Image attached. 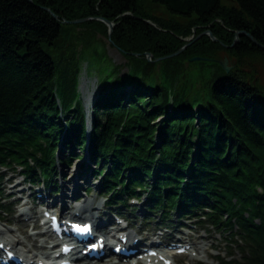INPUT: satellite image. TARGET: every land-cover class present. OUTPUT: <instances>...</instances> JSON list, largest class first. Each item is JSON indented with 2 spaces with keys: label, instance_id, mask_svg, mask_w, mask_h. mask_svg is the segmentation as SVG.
<instances>
[{
  "label": "trees",
  "instance_id": "16d2710c",
  "mask_svg": "<svg viewBox=\"0 0 264 264\" xmlns=\"http://www.w3.org/2000/svg\"><path fill=\"white\" fill-rule=\"evenodd\" d=\"M231 1L0 0V215L5 170L51 192L78 148L113 214L144 203L205 223L227 248L219 264H264V0ZM97 34L127 71L111 61L97 77L89 130L79 62Z\"/></svg>",
  "mask_w": 264,
  "mask_h": 264
},
{
  "label": "rangeland",
  "instance_id": "374dc122",
  "mask_svg": "<svg viewBox=\"0 0 264 264\" xmlns=\"http://www.w3.org/2000/svg\"><path fill=\"white\" fill-rule=\"evenodd\" d=\"M221 1L222 3L229 6L234 5V3L231 0H221ZM159 11L160 13H162L161 10ZM97 36L100 37L101 40L98 43L94 44L95 46L94 50L92 48H89L88 50H83V52L80 54L81 58L79 65L81 70L79 73L78 89L83 104H84V99L81 94L82 77L85 78L86 80L87 88L89 90H93L96 94V92L99 89L98 78L101 79L104 70L107 71L108 65L111 61H113L116 64H122L120 68L121 74L127 71V68L123 66L124 57L121 55L119 50L115 46L111 45L109 40L106 39L105 37L98 34ZM218 58L220 60L226 58L227 65H230V62L232 61V59L229 58L223 52L219 53ZM252 63L254 65V68L257 70L256 72L258 73L259 82L261 84H264V62L254 60L252 61ZM87 123L89 122L86 116V125ZM62 151L66 152L67 150L62 149ZM79 151L80 150L76 148V153H80L81 156H83L81 159L72 158V161L69 164L66 163L69 165L68 167L69 172L71 170L74 175L73 180L75 181V183H77V181L81 182V186L75 200L81 199L80 202H82L85 198L89 199L91 203H93L94 205L100 206V213H101L102 211H105V209H103L105 198L98 193L99 178L95 177L92 173L89 172L90 169H92L93 167V161L91 160L87 152L82 153ZM59 155H61V149L58 152V156ZM57 167L59 173L55 176L54 180L56 181V183H59L60 185V183H63V180L66 177V174H64L62 171V168L64 167V163H58ZM4 172H6V177L2 181L1 188H4L3 195L7 198L5 201L8 203L10 209L8 210L7 213L0 215V228L7 227L11 229H16V226H18L20 219L17 215L20 210L25 208V206L20 207L18 204L13 202V200L16 199L18 203L20 201L21 202L26 201V205L28 201L30 205L31 204L34 205V209L32 210L33 211L37 210L38 214L40 215L41 213L40 208L36 207V203H37L36 201L38 200L35 198V194L37 195L38 192H42V191L48 193L50 192L47 189L45 190V188L43 189L41 185L34 186L33 188L30 187L28 182L24 181L23 177L20 174H18L17 170L8 169L5 170ZM18 181L20 182L19 183L20 187L23 186L26 188V190H23V192L17 191V189L20 187H17L16 189L11 188V186ZM37 188L38 191H36ZM86 188H89V191H86ZM33 192L35 193L32 195L31 193ZM67 193L69 194V192ZM126 211L127 213L125 212L124 214L131 223L130 228L134 230L140 228V231L142 233H148V234L154 233L160 236L162 232H165V231H158L160 227H168V226L177 227V228L181 227V226H177L178 224L175 214L172 215L171 220L174 223L176 222V224L172 222L171 223L162 222L161 220H159V212H149L145 207L144 203L140 204L137 207H132L130 213L129 210ZM148 214L152 216L154 214V217L156 218L150 221L149 223H146L145 218L147 217ZM182 223H186L187 227H181L180 232L176 233V235L181 234L183 237L190 236L192 238H196L198 246L203 247L205 250L204 251L200 250V252H196L192 248H189L190 250H188L187 255H182L181 257H178L179 260L178 261L174 260L172 264H194V262L196 261H199V264H219L214 257L215 253L217 252L214 251L213 248L221 250L222 255H224L225 253L224 250L226 251L227 248L224 245V242L222 241V238L219 235L217 229H215L212 226H209L208 224L201 222L192 223L189 220H185ZM172 227L168 228L167 230L172 231ZM27 233L29 235L34 233L33 229H31V226H29V224H27ZM15 234L16 235L18 234L23 240H25L26 244L29 243V241L23 237V234H20L18 231H16ZM4 237H8V236L4 235ZM47 244H49V242ZM57 246L59 248V245ZM232 250L234 252L233 257L239 259L241 254L238 252V250L235 247H232ZM190 254H194L196 258L194 259L189 258ZM103 260L108 262H114L116 261V258L106 257Z\"/></svg>",
  "mask_w": 264,
  "mask_h": 264
},
{
  "label": "bare ground",
  "instance_id": "6f19581e",
  "mask_svg": "<svg viewBox=\"0 0 264 264\" xmlns=\"http://www.w3.org/2000/svg\"><path fill=\"white\" fill-rule=\"evenodd\" d=\"M81 94L84 99L83 106L85 109V114L87 116L88 122L87 123V129H89L90 120H91V104L95 97V92L93 90H89L87 88L86 80L85 78H81ZM90 130V129H89ZM69 165L64 164V167L62 168V171L64 174H66L65 179L63 180V183H57L55 190L51 191L48 195V192L42 191L38 192L37 194V206L39 203L47 204L50 207H61L66 211V209H71L69 215L72 217H82L86 216L87 220H90L92 224L95 227L96 232H100V227H105L106 222L112 223V226H108V228L105 230L104 233H106V240L103 243V248L105 251H107L109 248V242L108 238H111L112 241L117 240V232H122L127 239L133 242V248H137L139 250L142 249L143 246L149 245L150 248L156 249L161 244V236L158 234H148V233H142L140 231V228L137 230L131 229L129 224L126 226L125 223L120 220L114 218L112 214H105L103 215L102 212L100 213V206L94 205L91 203L89 199H84L82 202H80L81 199L75 200L80 186L81 182L77 181L75 183L74 175L72 171L68 169ZM78 171V170H77ZM78 174V172H77ZM19 181L16 182L11 186V188L16 189L17 187H20ZM26 190L25 187H20L17 189V191ZM60 191V192H59ZM69 192V194L67 193ZM16 204H18L20 207H24V209L20 210L18 213L19 223L18 226H16V229L11 228H0V241L4 242V248H7L16 255L22 259H31L30 264H35L36 259L38 257V252L43 251V248L47 247L48 241L45 239L46 235H44L41 231H36L33 234L27 233V224H33V226H37V223L35 222V218L38 217V211H33L32 206L28 203L26 205L25 202H17L16 199L13 200ZM41 208V207H40ZM41 211V210H40ZM23 221V222H21ZM26 223V224H25ZM175 231L178 229L175 228ZM18 231L20 234H23V237L29 241L28 244L25 243V240H23L18 234L16 235L15 232ZM171 233V231L167 232ZM173 233V232H172ZM4 235H7L8 237H4ZM175 237V234H174ZM177 239H180V241H183L185 245L190 246L194 251L200 252V250L204 251L205 249L201 246H198L196 238L187 237L184 238L182 235H176ZM44 239V240H43ZM41 241V242H40ZM180 247V246H178ZM36 252V253H34ZM3 252L1 251L0 254ZM182 255L173 256L172 259L178 261V257H181ZM189 258H196L194 254H190ZM101 261H97L99 264H117L116 262H108L104 261L103 259H100ZM170 260V259H168ZM94 262H86L84 264H93Z\"/></svg>",
  "mask_w": 264,
  "mask_h": 264
},
{
  "label": "water",
  "instance_id": "95a60500",
  "mask_svg": "<svg viewBox=\"0 0 264 264\" xmlns=\"http://www.w3.org/2000/svg\"><path fill=\"white\" fill-rule=\"evenodd\" d=\"M85 19H76V20H73V21H71L72 23H77V22H82V21H84ZM106 24H107V26H108V38L110 37V33H111V30H112V22H110V21H108V20H103ZM209 32V31H208ZM205 33V31L204 32H202V34H204ZM210 33V32H209ZM240 33H243L242 31L241 32H239V31H236L235 32V37H234V41H233V43H232V45L236 42V40L238 39V37H239V34ZM200 36V34L197 36V37H199ZM210 37L212 38V39H214V37L210 34ZM254 40V39H253ZM254 42H256L255 40H254ZM190 42H186L179 50H177V51H175V52H173V53H171L169 56H172V55H176L177 53H179L186 45H188ZM147 57L150 59V54L148 53L147 54ZM164 57H166V56H164ZM164 57H162V58H164ZM200 57H193L192 59L193 60H197V59H199ZM156 59H160V58H156ZM219 63L221 64V66L225 69V71H228L229 70V68H230V66L229 65H227V59L226 58H224V59H222V60H219Z\"/></svg>",
  "mask_w": 264,
  "mask_h": 264
},
{
  "label": "snow or ice",
  "instance_id": "6c2138e0",
  "mask_svg": "<svg viewBox=\"0 0 264 264\" xmlns=\"http://www.w3.org/2000/svg\"><path fill=\"white\" fill-rule=\"evenodd\" d=\"M76 227H77V229H78L79 231H81V232H87V231H88L87 226H85L84 228H79V226H76Z\"/></svg>",
  "mask_w": 264,
  "mask_h": 264
}]
</instances>
